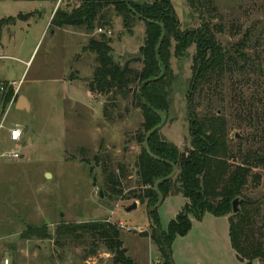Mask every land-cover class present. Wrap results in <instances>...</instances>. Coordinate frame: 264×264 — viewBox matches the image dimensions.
<instances>
[{
  "label": "rangeland",
  "instance_id": "1",
  "mask_svg": "<svg viewBox=\"0 0 264 264\" xmlns=\"http://www.w3.org/2000/svg\"><path fill=\"white\" fill-rule=\"evenodd\" d=\"M38 1L0 0V84H19L16 94L12 85L13 97L6 107L0 105V155L9 151L23 155L14 160L0 157V264H115L101 244L94 247L89 239L55 240L57 225L89 221L117 226L127 255L137 264H163L159 246L151 238L149 212L132 197L139 192L135 164L142 112L131 95L113 99L87 90L97 65L95 54L86 51L89 40L104 35L114 62L123 64L132 59L123 58L125 53H138L142 46L144 24L135 20L128 31L111 11V27L96 26L90 34L73 27L58 30L48 27L51 6L58 4L57 10L70 12L81 0H56L44 9H39ZM192 1L194 7L191 0H171L181 31L209 22L216 39L232 53L246 38L243 52L248 56L242 70L232 69L204 90L197 112L201 116L219 112L225 117L232 148L264 152V0ZM194 51L192 46L179 57L171 54L170 106L159 128L180 152L190 147L186 95ZM21 93L29 102L28 111L15 109ZM14 126L26 128L22 144L7 139ZM102 163L113 172L121 193L111 194ZM252 172L260 179H250L244 195L256 200L264 215V165ZM186 202L181 195L164 199L157 208L161 230ZM134 203L136 207L128 211ZM189 220V232L171 245L172 264H246L230 246L228 216L206 213L200 221L191 215ZM256 222L263 224L262 218ZM28 227L45 231L48 237L24 238Z\"/></svg>",
  "mask_w": 264,
  "mask_h": 264
},
{
  "label": "trees",
  "instance_id": "2",
  "mask_svg": "<svg viewBox=\"0 0 264 264\" xmlns=\"http://www.w3.org/2000/svg\"><path fill=\"white\" fill-rule=\"evenodd\" d=\"M194 5L191 0L190 6ZM111 11L121 17L123 27L128 31L135 20L144 24V40L138 50L140 58L117 64L110 55L109 39L104 35L98 39L91 38L86 51L95 54L97 65L87 81V90L89 94L112 96L113 99L131 95L134 105L142 112L143 122L137 134L140 150L135 164L139 192H133L132 197L145 204L149 212L151 238L159 246L163 264H171L163 243L170 251L175 238L185 236L191 229L189 216L200 221L206 213L217 218L228 216L229 242L239 261L246 264L255 260L264 261V215L257 201L244 195L248 181L258 182L260 179L252 169L264 165V152L259 148L245 151L240 146L232 148L225 117L219 112L201 116L196 105L206 88L222 80L224 75L236 69L242 70L247 65L248 56L243 52L246 38L237 44L232 53L216 39L209 22L203 21L196 29L181 31L171 0H154L151 3L81 0L80 5L70 12L56 10L50 27H73L90 34L96 26L111 27ZM192 46L195 51L186 95L190 147L180 152L157 129L148 138L147 151L145 139L148 132L161 122L159 113L165 117L169 111L171 54L179 57ZM132 62L140 63L141 67H131ZM13 93L11 83H4L0 93L3 108L10 102ZM103 112L106 116L105 107ZM173 166L176 168L175 175L160 183L158 190L163 201L169 196L181 195L187 202L167 228L161 230L157 209H154L158 201L154 185L168 177ZM102 167L111 194L121 193L115 188L117 180L113 179V172H108L104 163ZM235 199L238 200L239 212L233 215L231 204ZM258 218L263 220L261 226H257ZM46 234L38 228L28 227L22 236L45 239L48 237ZM120 236L118 227L107 221L61 223L54 231L56 241L62 238L75 241L89 239L93 246L101 244L112 255L115 264H137L127 255Z\"/></svg>",
  "mask_w": 264,
  "mask_h": 264
},
{
  "label": "water",
  "instance_id": "3",
  "mask_svg": "<svg viewBox=\"0 0 264 264\" xmlns=\"http://www.w3.org/2000/svg\"><path fill=\"white\" fill-rule=\"evenodd\" d=\"M160 27H161L162 31H164L163 26L160 25ZM126 56L131 57V58H135V57H136V58H140V54H139V53H135V54H128V53H125L124 56H123V58H125ZM162 74H163V71H162ZM162 74H161V75H162ZM161 75H160L159 77H161ZM159 116L161 117V122H160L156 127H154L152 130H150V131L148 132L147 136H146V139H145V148H146L147 151H148L147 141H148L149 136H150L154 131H156L157 129H159V128L164 124V122H165V117H164V115L161 114V113H159ZM175 172H176V168L173 166V171H172V173H171L168 177H166V178H164V179H161V180H159V181H157V182L155 183V185H154V190L156 191V193H157V195H158V201H157V203L155 204L154 209H157L158 206H159L160 204H162V202H163V197L161 196V194H160V192H159V190H158V186H159V184L162 183V182H164V181H167V180L171 179V178L175 175ZM47 175L49 176V174H47ZM98 196H102V192H101V191L98 192ZM136 205H137V204L134 203V204L132 205V207L128 209V211H129L130 209H132V208H135ZM237 205H238V200L235 199V200L232 202V204H231V207H232V214H233V215H234V214H237V213L239 212V209H238ZM162 243H163V242H162ZM163 246H164V248H165V250H166V253H167V256H168V258H169V260H170V263L172 264V262H171V254H170V251L165 247L164 243H163Z\"/></svg>",
  "mask_w": 264,
  "mask_h": 264
},
{
  "label": "crops",
  "instance_id": "4",
  "mask_svg": "<svg viewBox=\"0 0 264 264\" xmlns=\"http://www.w3.org/2000/svg\"><path fill=\"white\" fill-rule=\"evenodd\" d=\"M32 2H35V1H32ZM38 2H41V4L39 5V9H44L46 8L47 6H45L46 4H49V3H55L56 1H52V0H40ZM58 8V4L57 5H54L51 6V9L50 11L48 10L49 12V18H48V22L51 20L54 12L57 10ZM38 9V10H39ZM23 12H26L25 10ZM50 23V22H49ZM48 23V27L50 28V24ZM55 29H58V30H62V29H66V27H63V28H55ZM28 63H26L27 65ZM14 82V81H13ZM20 90V88H19ZM19 92V91H18ZM15 109L16 110H29L30 109V105H29V102L27 101V99L24 97V95L21 93L18 98H17V101L15 103ZM25 136H26V128H24V131H22V137H21V140L24 139L25 140ZM7 139H8V134H7ZM20 140V141H21ZM9 141V140H8ZM15 144V143H14ZM16 144H22L21 142H18ZM18 152V151H16ZM20 154V153H19ZM23 155L20 154V158H22Z\"/></svg>",
  "mask_w": 264,
  "mask_h": 264
},
{
  "label": "built area",
  "instance_id": "5",
  "mask_svg": "<svg viewBox=\"0 0 264 264\" xmlns=\"http://www.w3.org/2000/svg\"><path fill=\"white\" fill-rule=\"evenodd\" d=\"M99 33L102 32V30H98ZM13 86L16 87V91H15V94L17 93V89L19 87V84H16L15 82L12 83ZM3 91V85L0 84V92ZM14 94V95H15ZM21 137H22V130L19 126H14L13 128H10L9 131H8V140L11 142V143H18L20 142L21 140ZM0 157L2 158H5V159H19L20 158V154L16 151H9V152H4L3 154L0 155ZM5 264H7L5 262ZM93 264V263H92Z\"/></svg>",
  "mask_w": 264,
  "mask_h": 264
}]
</instances>
